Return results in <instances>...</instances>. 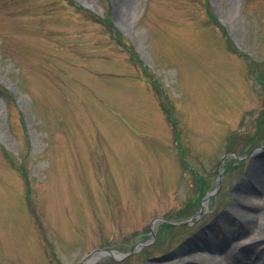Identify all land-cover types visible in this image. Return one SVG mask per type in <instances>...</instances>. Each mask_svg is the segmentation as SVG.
I'll return each instance as SVG.
<instances>
[{
  "label": "rangeland",
  "instance_id": "rangeland-1",
  "mask_svg": "<svg viewBox=\"0 0 264 264\" xmlns=\"http://www.w3.org/2000/svg\"><path fill=\"white\" fill-rule=\"evenodd\" d=\"M258 75L264 0H0V264L264 263Z\"/></svg>",
  "mask_w": 264,
  "mask_h": 264
},
{
  "label": "bare ground",
  "instance_id": "bare-ground-1",
  "mask_svg": "<svg viewBox=\"0 0 264 264\" xmlns=\"http://www.w3.org/2000/svg\"><path fill=\"white\" fill-rule=\"evenodd\" d=\"M117 1H118V4H120V5L121 4L124 5L127 2V0H117ZM252 176H253V174H252ZM255 178H256L255 181L258 184V187L260 189H263L261 175H257V173H256ZM246 200H249V198H246L243 195H241V200H238V202L236 203V205H234V208H233L234 209V216L237 217L236 221L240 225H243V223L244 224L252 223L254 221L253 220V214L249 213L250 212L249 210H251V208H253V210H254L257 207H261L264 210V201L260 204V203H255V202L250 203ZM239 215H241V217H243V220L241 218H239ZM217 237H219V236H214L215 239ZM226 238H228V237L226 236ZM244 251L241 252L242 253L241 255L239 254L240 256L237 255V257L239 258V259L237 258L239 264H255V261H252V259H250L246 253L243 254ZM235 253L236 252H234L233 254L236 257ZM200 255L201 254H198V256H200ZM205 256L206 255L203 256V259L211 260L214 264H227V263L223 262V260L219 259L216 256L215 257H211V256L205 257ZM258 259H260V258H258ZM85 264H89V262L85 263ZM262 264H264V263H262Z\"/></svg>",
  "mask_w": 264,
  "mask_h": 264
},
{
  "label": "water",
  "instance_id": "water-1",
  "mask_svg": "<svg viewBox=\"0 0 264 264\" xmlns=\"http://www.w3.org/2000/svg\"><path fill=\"white\" fill-rule=\"evenodd\" d=\"M104 255H111V256H113L116 259H118L121 256H123V255H120V254L116 253L113 250H110V249H95L89 255H87L85 257V259L82 262V264H85V263H88V262L90 263L92 261H95L96 259H98V258H100L101 256H104Z\"/></svg>",
  "mask_w": 264,
  "mask_h": 264
},
{
  "label": "trees",
  "instance_id": "trees-1",
  "mask_svg": "<svg viewBox=\"0 0 264 264\" xmlns=\"http://www.w3.org/2000/svg\"><path fill=\"white\" fill-rule=\"evenodd\" d=\"M96 20H98L99 23L104 24L105 27L109 29V31H113V32H115L114 27H113V25H112L111 23H108L106 20H104V19H102V18H100V17H98V16L96 17ZM260 121L262 122L263 119L260 120ZM12 155H13V154H12ZM20 170H21L25 175H27V174H26V169H25V167H24V164H21V166H20ZM26 179H27V177H26ZM166 225H167V224H166Z\"/></svg>",
  "mask_w": 264,
  "mask_h": 264
}]
</instances>
